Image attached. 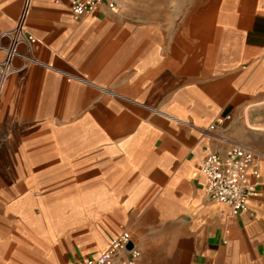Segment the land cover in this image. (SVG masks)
Wrapping results in <instances>:
<instances>
[{"label": "crops", "instance_id": "obj_1", "mask_svg": "<svg viewBox=\"0 0 264 264\" xmlns=\"http://www.w3.org/2000/svg\"><path fill=\"white\" fill-rule=\"evenodd\" d=\"M26 3L36 63L0 82V264H80L122 233L138 264H264V0H105L78 20L0 0V36ZM234 145L255 154L236 215L198 169Z\"/></svg>", "mask_w": 264, "mask_h": 264}, {"label": "built area", "instance_id": "obj_2", "mask_svg": "<svg viewBox=\"0 0 264 264\" xmlns=\"http://www.w3.org/2000/svg\"><path fill=\"white\" fill-rule=\"evenodd\" d=\"M68 2L69 11L75 20L97 12L105 5V0H68ZM107 8L115 11L116 6L109 3ZM27 13L26 3L14 28L0 36V40L3 38L8 40L6 46L0 43V51L4 53L0 68V82L10 71L13 59H20L27 64L36 63L28 56L36 39L26 31ZM20 47H24L25 52H20ZM209 129L212 130L213 127ZM254 157L255 154L250 149L234 145L224 156L210 154L198 165L199 172L205 179V194L212 201L228 206L232 215L246 211L248 201L255 193L254 185L248 180V172ZM252 174L258 176L256 171ZM250 215L253 216L252 213ZM139 258V251L131 246L130 236L122 233L112 239L109 246L96 258L80 264H138Z\"/></svg>", "mask_w": 264, "mask_h": 264}, {"label": "rangeland", "instance_id": "obj_3", "mask_svg": "<svg viewBox=\"0 0 264 264\" xmlns=\"http://www.w3.org/2000/svg\"><path fill=\"white\" fill-rule=\"evenodd\" d=\"M44 197V199H45V202H44V206H45V208L46 207H50V206H52V204H53V202H52V193H36V195H35V198L36 199H39L38 197ZM42 199V198H41ZM31 204H32V202H31V199L29 200V205L31 206ZM32 215H34V216H39V214L38 213H34V214H29V216H32Z\"/></svg>", "mask_w": 264, "mask_h": 264}]
</instances>
